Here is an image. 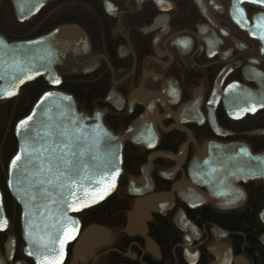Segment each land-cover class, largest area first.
Here are the masks:
<instances>
[{"label": "flooded vegetation", "instance_id": "1", "mask_svg": "<svg viewBox=\"0 0 264 264\" xmlns=\"http://www.w3.org/2000/svg\"><path fill=\"white\" fill-rule=\"evenodd\" d=\"M67 25L80 29L81 40L56 42L63 59L56 87L72 93L79 109L102 111L103 122L117 134L139 124L132 136L142 142L124 141L123 171L107 197L114 194L120 202L114 220L96 218L107 198L75 213L81 223L58 264H213L214 247L219 264H264V0H45L23 20L13 0H0V32L9 40ZM39 78L44 90L53 87ZM17 96L0 99V138L12 128L15 135L12 105H2ZM209 143L234 145L226 157L238 163L225 166V173L237 179L195 181L194 159ZM7 152L0 146L7 218L0 221V264H38L23 235L21 206L8 188L15 151ZM144 171L147 182L131 185ZM187 185L201 194L198 200L195 192L180 191ZM155 194L164 197L146 227L129 232L137 199ZM108 204L111 199L103 209ZM180 211L196 228L175 225ZM250 215L253 222L243 233L236 222ZM161 223L168 226L163 239L156 234ZM93 224L106 227L97 231L102 238L80 249Z\"/></svg>", "mask_w": 264, "mask_h": 264}, {"label": "water", "instance_id": "2", "mask_svg": "<svg viewBox=\"0 0 264 264\" xmlns=\"http://www.w3.org/2000/svg\"><path fill=\"white\" fill-rule=\"evenodd\" d=\"M13 2L17 18L23 20L36 13L45 0ZM79 34L80 29L72 25L26 40H9L0 32V99L17 95L24 84L39 76L53 85L17 120V149L8 164V188L21 206L23 235L31 243L38 264H58L64 259L66 244L81 223L75 213L104 201L116 190L123 171L125 139L142 142V138L132 136L139 124L133 123L124 134H117L103 122L102 111L79 109L72 93L56 87L61 82L56 66L63 61L56 42L81 40ZM233 147L232 143L207 144L193 162L195 181L209 177L218 184L221 179H237L225 173V166L232 168L238 163L226 157L234 154ZM209 148L218 150L219 157H214ZM208 172L212 175L207 176ZM144 174L140 181L132 180L131 185L143 186L148 180V174ZM188 190L195 192L189 185L180 187L186 195ZM180 195L186 201L181 192ZM200 196L197 192L192 195L196 200ZM163 197L164 194H155L138 198L129 214L127 230L136 233L146 227L151 211L157 210ZM0 221L7 223L1 192ZM174 222L184 231L196 228L183 211ZM102 230L106 227L89 226L78 247L97 242V231ZM212 251L217 256L213 264L222 263L217 247Z\"/></svg>", "mask_w": 264, "mask_h": 264}, {"label": "trees", "instance_id": "3", "mask_svg": "<svg viewBox=\"0 0 264 264\" xmlns=\"http://www.w3.org/2000/svg\"><path fill=\"white\" fill-rule=\"evenodd\" d=\"M43 85H44V81L41 78L37 79L36 81L32 82L31 84H27L26 86H24L22 88L19 95L10 101V104L7 103L5 106L4 105H2V106L5 107L6 109H8L9 106L12 105V108L14 111L13 116H14V120L16 121L18 118L25 115L31 109V107L34 104V102L36 101V99L44 91L45 88ZM65 89L70 90L67 87ZM5 108H4V112L8 116V110H6ZM7 119H8V117H7ZM4 137L5 138H0V146L7 149L8 150L7 153H10V152L13 153L17 148V141H16L15 135L13 134V128L11 129L10 133ZM110 199L112 202L110 208L108 207L109 206V204H108L107 207L105 209H103L105 207V205L109 202ZM114 199L115 198H114V194H113L109 199L107 198L100 206L97 207V210H99V211H97V217L96 218L99 221H103V220L106 221L109 219V217H111V219L114 220V217L116 216V214L119 211L116 207H117V205L120 204V202H116ZM253 219H254L253 216L250 215L249 217H246L245 219L243 218V219L237 221L236 224L240 228V230L243 233H245V232H247V227L251 226ZM167 228H168V226L166 223H164V224L161 223L160 228L156 232V234L161 237L160 239H163V232L167 231Z\"/></svg>", "mask_w": 264, "mask_h": 264}, {"label": "bare ground", "instance_id": "4", "mask_svg": "<svg viewBox=\"0 0 264 264\" xmlns=\"http://www.w3.org/2000/svg\"><path fill=\"white\" fill-rule=\"evenodd\" d=\"M101 238H102V237L100 236L99 239H98V242H99V240H100Z\"/></svg>", "mask_w": 264, "mask_h": 264}, {"label": "snow or ice", "instance_id": "5", "mask_svg": "<svg viewBox=\"0 0 264 264\" xmlns=\"http://www.w3.org/2000/svg\"><path fill=\"white\" fill-rule=\"evenodd\" d=\"M64 135H68V133L65 132Z\"/></svg>", "mask_w": 264, "mask_h": 264}, {"label": "rangeland", "instance_id": "6", "mask_svg": "<svg viewBox=\"0 0 264 264\" xmlns=\"http://www.w3.org/2000/svg\"><path fill=\"white\" fill-rule=\"evenodd\" d=\"M1 119V118H0ZM1 122H2V120H1ZM0 136H2V135H0Z\"/></svg>", "mask_w": 264, "mask_h": 264}]
</instances>
